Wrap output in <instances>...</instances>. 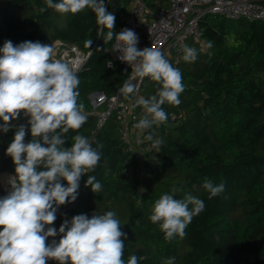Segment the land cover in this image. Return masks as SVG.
Returning <instances> with one entry per match:
<instances>
[{
    "label": "trees",
    "instance_id": "1",
    "mask_svg": "<svg viewBox=\"0 0 264 264\" xmlns=\"http://www.w3.org/2000/svg\"><path fill=\"white\" fill-rule=\"evenodd\" d=\"M156 2L165 3L156 0L153 5ZM113 15L115 33L124 9L118 6ZM199 23L211 47H192L197 58L191 63L183 57L177 63L168 59L181 72L185 90L179 105L162 106L167 121L144 134L151 132L154 139L163 140L159 152L150 151L152 142L138 136L143 139L138 160L120 140L114 116L96 129L88 95L101 91L109 97L129 71L124 62L107 65L111 56L104 47L113 38L106 39L108 29L100 13L92 8L59 13L47 8L45 0H0V47L6 40L14 45L24 41L50 45L59 38L91 50L77 73L78 102L84 105L87 121L79 130H69L64 146L70 147L77 134L94 148L101 146V159L88 175L102 188L94 193L90 186L85 187L88 176L82 175L77 199L60 206L63 211L56 215L53 226L58 230L64 219L70 221L78 214L90 218L93 213L102 215L121 208V230L127 234L125 264L131 255L138 258V264H164L172 257L174 264H264V21L206 12ZM88 41H92L90 47ZM156 90L155 82L145 77L141 97L147 99ZM137 114L139 121L142 106ZM27 119L12 123L26 125ZM26 133L25 142H29L30 130ZM14 134L13 128L0 135V172L15 174L12 159L5 154ZM139 162L148 173L142 193L135 178ZM205 178L222 183L223 192L209 199L202 187ZM189 193L203 200L205 208L192 219L183 238L166 241L159 225L149 219L153 205L163 194L183 199Z\"/></svg>",
    "mask_w": 264,
    "mask_h": 264
},
{
    "label": "clouds",
    "instance_id": "2",
    "mask_svg": "<svg viewBox=\"0 0 264 264\" xmlns=\"http://www.w3.org/2000/svg\"><path fill=\"white\" fill-rule=\"evenodd\" d=\"M47 8L59 13L76 14L85 8L100 13L109 30L106 36L117 41L118 59L132 69L119 94L130 99L145 77L157 85L154 95L139 97L135 106H142V115L133 125V132L151 141L150 151L159 152L162 139L149 132L167 121L165 104L179 105L185 90L182 74L156 48L138 49V35L131 29L113 33L115 17L104 7L103 0H45ZM45 8H40L44 12ZM92 41H88V45ZM211 47V43L208 45ZM183 60L194 62L196 49L185 45ZM54 46L40 41H24L14 45L6 40L0 47V132L15 129L14 138L6 149L15 165V174L8 179L10 191L0 197V264H125L124 241L116 213L107 211L89 218L78 214L64 219L59 229L53 225L58 208L74 202L79 193L82 175H87L85 187L98 193L102 185L88 173L95 171L101 159L100 147H93L82 135L72 137L65 147L69 130H79L87 121L83 103L78 102L80 79L74 65L57 59ZM109 66L111 62H109ZM27 117V124L12 123ZM26 129L31 140L25 142ZM66 182V183H63ZM202 187L211 199L224 190L205 178ZM191 205V208L189 207ZM205 208L204 201L187 194L183 199L163 194L157 199L149 219L158 224L166 241L183 238L192 219ZM59 236L57 241L55 237ZM49 238H53L51 242ZM168 258L164 264H174ZM127 264H138L131 255Z\"/></svg>",
    "mask_w": 264,
    "mask_h": 264
},
{
    "label": "built area",
    "instance_id": "3",
    "mask_svg": "<svg viewBox=\"0 0 264 264\" xmlns=\"http://www.w3.org/2000/svg\"><path fill=\"white\" fill-rule=\"evenodd\" d=\"M110 1L103 0L107 11L110 10ZM152 1L156 0H119L118 6L124 9V16L115 33H119L123 29L133 30L139 38L138 49L142 50L145 47L159 49L165 58L173 63L182 59L185 45L200 50L207 49V39L203 36L199 23L200 18L206 12L233 19L264 21V0H164L165 3L156 2L154 5ZM101 32L102 27L100 26L98 35ZM51 44L55 48V58L74 65L77 73L82 70L91 54V50H84L74 43L59 38L54 39ZM116 44L114 35L110 45L104 47V52L111 56V60L107 62L108 66L109 62L112 65L113 61H120L118 59L120 52L117 50ZM131 71L129 66L124 81L132 75ZM133 82L137 83L138 91L130 94V99H125L119 94L118 90L123 86V83L109 97H106L101 91H95L90 93L88 98L92 111L96 114V129H100L110 116H114L118 124L120 140L127 146L128 151L140 160L139 147L143 139L133 135L131 130L133 125L138 123L137 109L139 106L135 105L136 100L141 97L142 83ZM0 123L3 122L0 121ZM1 134L2 132H0ZM12 175L14 174L8 171L0 172V190L6 195L9 192V185L6 187L2 185L1 176L7 178ZM147 177V171L139 162L135 174V178L139 182V193L143 192L142 182ZM62 211L63 209L59 207L56 215Z\"/></svg>",
    "mask_w": 264,
    "mask_h": 264
},
{
    "label": "rangeland",
    "instance_id": "4",
    "mask_svg": "<svg viewBox=\"0 0 264 264\" xmlns=\"http://www.w3.org/2000/svg\"><path fill=\"white\" fill-rule=\"evenodd\" d=\"M90 100V99H89ZM1 178H2V184L3 183H5V184H3V186H7L8 185V181H6V179L4 178L3 179V176H1ZM6 194H4V193H2V191L0 190V197H3V196H5ZM113 212H115L116 213V218L119 220V219H121V218H123V212H122V209L121 208H117V207H115V209H114V211ZM47 264H49V263H47Z\"/></svg>",
    "mask_w": 264,
    "mask_h": 264
},
{
    "label": "water",
    "instance_id": "5",
    "mask_svg": "<svg viewBox=\"0 0 264 264\" xmlns=\"http://www.w3.org/2000/svg\"><path fill=\"white\" fill-rule=\"evenodd\" d=\"M118 2L119 0H111L110 1V13L114 14L115 11L117 10L118 7ZM109 30H106L104 33L107 34ZM99 94H101V92H98Z\"/></svg>",
    "mask_w": 264,
    "mask_h": 264
},
{
    "label": "bare ground",
    "instance_id": "6",
    "mask_svg": "<svg viewBox=\"0 0 264 264\" xmlns=\"http://www.w3.org/2000/svg\"><path fill=\"white\" fill-rule=\"evenodd\" d=\"M3 179H4V177H3ZM6 179V181H8V179H9V177H7V178H5ZM1 180H2V178H1ZM3 184H5V183H3ZM2 184V185H3ZM11 189H10V186H9V191H10Z\"/></svg>",
    "mask_w": 264,
    "mask_h": 264
},
{
    "label": "crops",
    "instance_id": "7",
    "mask_svg": "<svg viewBox=\"0 0 264 264\" xmlns=\"http://www.w3.org/2000/svg\"><path fill=\"white\" fill-rule=\"evenodd\" d=\"M24 116H23V113H21V116H20V118L19 119H21V118H23ZM14 122V121H13Z\"/></svg>",
    "mask_w": 264,
    "mask_h": 264
}]
</instances>
